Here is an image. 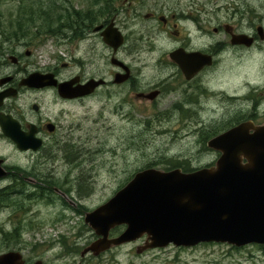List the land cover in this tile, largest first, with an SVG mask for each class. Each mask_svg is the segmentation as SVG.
I'll return each mask as SVG.
<instances>
[{"label": "flooded vegetation", "instance_id": "af4514ba", "mask_svg": "<svg viewBox=\"0 0 264 264\" xmlns=\"http://www.w3.org/2000/svg\"><path fill=\"white\" fill-rule=\"evenodd\" d=\"M92 1L93 11L82 14L81 32H51L67 45L64 58L51 55V61L43 64L34 59V48L22 37L0 44V54L3 56L1 48L7 51L0 62V95L9 93L0 100V117L10 116L23 135L40 142L37 150L20 151H42L80 129L79 124H63V105L71 103L81 104L88 111L95 106V122L100 126L107 112L130 122L128 130L137 111L150 117L147 123L153 122L163 133L173 132L175 139L191 134L205 150L203 156L211 157L201 167L213 165L220 156L207 147L211 138L243 122L255 127L264 124V84L238 82L237 76H231L242 58L245 60L253 49L254 54L264 43V0ZM109 25L121 37L118 45L104 39L103 31ZM31 74L52 77L47 84L31 87L23 83ZM56 81L67 83L71 90L83 86L85 93L63 98ZM31 99L26 112L23 107ZM54 106L59 108L54 111ZM133 138L127 131L126 137H119L123 140L120 144H128ZM7 141L14 143L0 124V144ZM170 157L180 166L166 170L196 169L183 168L188 163L186 158ZM0 171L4 173L0 196H4L8 185L19 183L13 181L15 173L2 154ZM94 208L82 203L75 206L73 212L79 217L75 223L64 213L55 218L62 224L51 241V264H122L119 254L127 246L134 258L161 249L142 250L146 245L143 235L99 254L83 253L100 237L85 223L86 213ZM124 229L125 225L113 227L108 237H117ZM20 255L23 264H44L37 256Z\"/></svg>", "mask_w": 264, "mask_h": 264}, {"label": "rangeland", "instance_id": "374dc122", "mask_svg": "<svg viewBox=\"0 0 264 264\" xmlns=\"http://www.w3.org/2000/svg\"><path fill=\"white\" fill-rule=\"evenodd\" d=\"M17 1H1V18L7 17ZM52 3L82 10V14L93 7L90 0H51ZM22 38L34 48V59L43 64L51 61V55L65 56L67 45L54 35L37 34L32 41L30 37ZM3 45L9 47L7 43ZM1 50L5 56L7 51ZM255 51L253 54V49L252 54L245 60L242 58L240 65L233 69L231 76H237L238 82L264 84V43ZM31 101L33 99L23 107L26 112ZM47 108L51 106L47 104ZM57 108L54 106L53 110ZM62 117L64 125L79 124L80 129L65 140H59L58 145L51 143L36 152L20 151L10 141L0 144V154L15 173L13 181L19 183L8 185L6 195L0 196V253L17 251L51 264V241L62 224L55 218L64 213L67 220L72 218V223L77 222L75 206L82 203L94 208L104 203L137 171L146 167L165 170L167 163L172 162L170 156L186 158V169L204 166L211 158L203 156L205 150L191 134L175 139L173 132L163 133L161 127L147 123L150 117L137 111L131 116L135 123L128 130L126 126L130 122L125 123L119 116L107 112L103 114L102 126L98 125L95 106L88 111L81 104H65ZM127 131L132 132L134 138L128 144H120L123 140L119 137L122 134L126 137ZM119 256L122 264H264V247L256 244L235 247L222 242L181 248L171 245L134 258L127 246Z\"/></svg>", "mask_w": 264, "mask_h": 264}, {"label": "water", "instance_id": "95a60500", "mask_svg": "<svg viewBox=\"0 0 264 264\" xmlns=\"http://www.w3.org/2000/svg\"><path fill=\"white\" fill-rule=\"evenodd\" d=\"M110 28L103 31L104 39L118 45L121 37ZM50 77L31 74L23 83L37 87L49 83ZM56 86L63 98L85 93L83 86L71 90L67 83L57 81ZM8 95L4 92L0 100ZM0 124L19 150L40 147V142L34 143L20 132L10 116L0 117ZM207 147L220 153L213 165L191 172L180 168L139 170L111 198L87 212L85 223L100 237L83 253L99 254L143 235L146 245L142 250L170 243L264 245V124L240 123L211 138ZM3 175L0 171V177ZM119 225H125L124 231L109 238V230ZM0 264L23 263L19 252L8 251L0 254Z\"/></svg>", "mask_w": 264, "mask_h": 264}, {"label": "trees", "instance_id": "16d2710c", "mask_svg": "<svg viewBox=\"0 0 264 264\" xmlns=\"http://www.w3.org/2000/svg\"><path fill=\"white\" fill-rule=\"evenodd\" d=\"M90 4L93 6L94 2L90 0ZM81 20L82 10L73 8L70 10L67 6L60 7L53 3L51 5V0H18L15 8L5 19L1 18L0 14V44L20 37H30L29 40L32 41L37 34L81 32ZM167 164L166 169L180 166L172 162Z\"/></svg>", "mask_w": 264, "mask_h": 264}, {"label": "bare ground", "instance_id": "6f19581e", "mask_svg": "<svg viewBox=\"0 0 264 264\" xmlns=\"http://www.w3.org/2000/svg\"><path fill=\"white\" fill-rule=\"evenodd\" d=\"M20 38H21V37H20ZM247 97H248V96H247ZM247 97H246V98H247ZM230 100H231V99H230ZM230 100H229V101H230ZM234 100H236V99H234ZM220 102H221V101H220Z\"/></svg>", "mask_w": 264, "mask_h": 264}]
</instances>
